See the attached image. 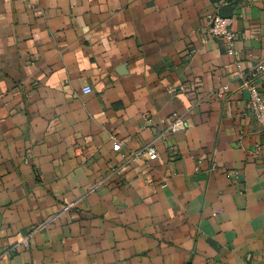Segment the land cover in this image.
<instances>
[{"label":"crops","instance_id":"crops-1","mask_svg":"<svg viewBox=\"0 0 264 264\" xmlns=\"http://www.w3.org/2000/svg\"><path fill=\"white\" fill-rule=\"evenodd\" d=\"M237 64L264 65V0H0V264H264Z\"/></svg>","mask_w":264,"mask_h":264},{"label":"built area","instance_id":"built-area-1","mask_svg":"<svg viewBox=\"0 0 264 264\" xmlns=\"http://www.w3.org/2000/svg\"><path fill=\"white\" fill-rule=\"evenodd\" d=\"M232 19L221 17L219 15H214L210 18L208 28H207V37L211 39L218 40L223 43L225 46V50L229 55H235L234 44L236 40V34L231 30ZM237 68L239 69V77L245 78L243 83V87L248 92V103L249 108L252 113V116L261 130L264 132V98L260 90L257 88L255 81L256 79L264 73V65L257 64L248 73L243 74L240 72V65L237 64ZM85 92H89L88 88H85ZM228 92L227 86H222L215 96L219 99L224 98L226 93ZM185 130V122L182 116L178 113H173L167 119V127L166 133L168 134H176ZM120 142L114 140L115 147L120 146ZM260 145L256 146V151H259ZM140 153H144L147 155L149 160H155L158 156L155 148L153 146H147L141 150ZM138 156V152L131 153V159L135 160ZM213 166H211L210 170ZM30 235L25 237L21 241V245L23 247H28Z\"/></svg>","mask_w":264,"mask_h":264},{"label":"water","instance_id":"water-1","mask_svg":"<svg viewBox=\"0 0 264 264\" xmlns=\"http://www.w3.org/2000/svg\"><path fill=\"white\" fill-rule=\"evenodd\" d=\"M226 9H228V8H225V9H223V11L222 12H226ZM222 16H224V17H229L227 14H224L223 13V15Z\"/></svg>","mask_w":264,"mask_h":264}]
</instances>
